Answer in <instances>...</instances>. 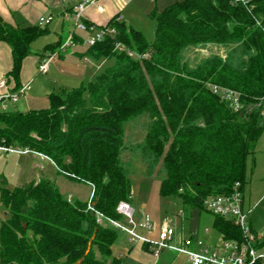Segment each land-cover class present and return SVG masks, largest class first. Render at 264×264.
Masks as SVG:
<instances>
[{"label":"trees","instance_id":"obj_1","mask_svg":"<svg viewBox=\"0 0 264 264\" xmlns=\"http://www.w3.org/2000/svg\"><path fill=\"white\" fill-rule=\"evenodd\" d=\"M150 16L151 42L112 18L114 32L84 53L112 63L74 89L52 93L46 108L9 111L0 100V144L50 158L69 180L89 184L94 208L115 220L123 219L118 203H131L135 159L145 175L157 173L163 196L179 197L184 207L205 210L207 197L231 193L237 182L243 194L248 158L264 132V0H182ZM48 25H13L0 14L14 91L22 87L31 43ZM64 41L47 43L38 54L58 52ZM206 44L226 46V56L213 54L194 66L184 59L188 47ZM213 86L237 92L240 108ZM133 126L144 127L141 142H127ZM0 192L10 214L0 221V264L123 263L113 252L121 231L99 224L86 201L69 200L55 181L40 177ZM207 211L225 239L244 240L234 220ZM143 247L150 250L147 242Z\"/></svg>","mask_w":264,"mask_h":264},{"label":"rangeland","instance_id":"obj_2","mask_svg":"<svg viewBox=\"0 0 264 264\" xmlns=\"http://www.w3.org/2000/svg\"><path fill=\"white\" fill-rule=\"evenodd\" d=\"M176 1L182 0H115L120 7V15L126 17L125 19L133 25L134 28L141 31L148 41H153L155 37V23L150 14L155 11L157 13L163 11L166 7ZM57 15H54L56 18ZM55 20V19H54ZM54 20L48 25V29L54 28ZM75 31L73 19H69L67 27L64 30H56L54 33H44L31 43L32 53H40L47 43L57 42L59 39L65 40L69 33ZM76 33L82 37V43L76 45V50L86 53L90 45L88 44L90 36L94 38V33L88 35L85 30H76ZM68 47V55L73 54L75 49ZM74 49V50H73ZM228 48L226 46L217 44H206L202 46H190L184 51V59L192 66L196 65L200 60L213 54H218L223 57L226 56ZM76 53V52H75ZM63 56V55H62ZM61 56V57H62ZM67 56V55H66ZM68 56V57H69ZM60 57V56H59ZM89 63L88 67L95 69V75L103 72L112 60L105 58L95 59L87 54ZM39 77H47L54 83L60 77L58 72H54L53 76L50 74L40 73ZM56 77V78H55ZM43 79H39L41 82ZM87 81V80H86ZM81 81L70 84L69 87H78ZM70 88L68 90H72ZM41 89L44 90V84ZM65 88H60L62 91ZM9 111H17L15 104L9 105ZM145 130L143 126H133L128 130L127 142H141L144 138ZM129 153L127 152L126 155ZM136 165H135V164ZM132 165L135 167L134 173L131 175V204L136 209L137 214L149 215L154 222V228L151 231L142 229L137 230V234L144 235L145 239L151 242H159L158 229L161 225L167 223L174 229L175 234L171 242V247L175 249L171 256L166 255L159 264H191L188 255L185 252L178 251L180 247L179 240L184 237H198L203 234L204 239L207 240L209 248H218L223 240L220 232H218L210 223L211 214L199 208L184 207L182 201L177 196H163L160 193L161 179L157 173L152 176L145 175L142 171L143 164L140 160L135 159ZM251 166V161L249 163ZM258 166L253 174H247V182L245 184V206L251 196L252 210L244 221L245 227L248 228L249 223L255 233L264 236V167L261 166L260 160L256 159ZM38 176L49 178L56 182L59 190L69 200L86 201L88 203V210L94 212L89 208V204L94 206L92 202L93 188L83 182H74L69 180L66 176L59 173L54 162L39 153L18 152V151H2L0 152V188L14 189L17 186L30 180L37 179ZM1 193V192H0ZM73 196L74 198L70 197ZM126 201V200H123ZM10 216L9 209L1 202L0 196V221L8 219ZM229 218V217H227ZM107 225V224H102ZM130 237L127 233L121 232L120 239L113 245V252L115 255L123 257L122 264H140L133 256H128V250L131 243L128 241ZM136 238L132 242H136ZM131 241V240H130ZM164 254V253H163ZM167 254V253H165ZM99 256L100 253L97 252Z\"/></svg>","mask_w":264,"mask_h":264},{"label":"crops","instance_id":"obj_3","mask_svg":"<svg viewBox=\"0 0 264 264\" xmlns=\"http://www.w3.org/2000/svg\"><path fill=\"white\" fill-rule=\"evenodd\" d=\"M84 1L86 0H0V14L6 22L20 26L37 24L39 19L42 17H52V21L55 19L54 28L52 30L48 29L46 33H52L53 35L54 33L56 34V30L59 29L62 31L67 27L68 20L72 19L70 14L73 12L74 6ZM99 7H102V10H99ZM119 9L120 7L115 2V0H96V3L87 6L84 13L85 21L94 26L95 29H93L91 32L85 31V33L88 35L93 33L95 34V32L100 28L114 29V27L110 26V21L114 17H116L119 21H124L126 24L133 26L125 19L126 17L120 15ZM55 14L57 15L56 18H54ZM49 24H51V22ZM76 35L79 39L77 38L75 40L74 45L70 46V49H75L78 43H82V37L77 33ZM76 49L72 51L73 54H70L69 56L67 53V47L64 51H60L58 54H56L50 61L49 68L45 74H50L53 76L54 72L57 71L59 74L58 77L60 78L55 80L54 83H52L51 79H48L47 77L42 78L38 75L42 73L38 69L39 64L47 54L40 55L38 53H32L31 51L23 61L19 76L18 86H25V92L15 103L10 99L3 100L2 103L6 106V109H9L10 104H15V107L19 111L46 108L48 106L49 96L52 93L61 92L58 91L60 88H65L64 90L74 88L75 86L69 87L71 86L70 84H75V82L79 81H81V83H86L95 77V69L93 67L86 66V63H89L87 55L79 52L81 50L77 51ZM12 68L13 57L11 47L8 43L0 41V80L5 79L7 81L6 88L0 87V96L15 92L14 87L17 86V83L12 80V75H10ZM39 79L43 80L39 82ZM42 84H44V90L41 89ZM256 159L260 160V163L262 164L261 166L264 167V132L257 142L254 154L248 158L247 174H253L258 167L256 165ZM250 161L251 166L249 165ZM39 178L40 176L33 180H38ZM33 180H30L29 182ZM244 188V209L246 211L252 210V203L250 202L251 196L249 197V200L247 201L248 203L245 206L246 197ZM70 197L74 198L73 196ZM138 215L140 216L142 214ZM248 229L249 232L255 233L251 227V223H249ZM255 234L259 235V244H262L260 248L264 250V236H261L259 233ZM140 236L143 238L142 240H136V242H132L133 240L130 236V239L128 240L132 244L128 250V256H133L137 261H139L140 264H159V262L162 260V255L163 258L166 255L171 256L173 251H175V249H164L159 256H156L151 248L150 250H145L143 244L145 243L146 239L144 235ZM194 238H201L207 243V240L204 239L202 233L198 237Z\"/></svg>","mask_w":264,"mask_h":264},{"label":"built area","instance_id":"obj_4","mask_svg":"<svg viewBox=\"0 0 264 264\" xmlns=\"http://www.w3.org/2000/svg\"><path fill=\"white\" fill-rule=\"evenodd\" d=\"M234 2L249 4L251 0H232ZM96 3V0H86L74 6L73 12L70 14L75 26V31L68 34L65 41L60 46L58 52L47 54L39 64V71L45 73L49 68L50 61L60 51H64L67 47L74 45L76 30L93 31L94 26H88L85 22L84 13L86 7ZM102 10V7H99ZM52 17L40 18L38 23L42 26L48 25L52 21ZM114 32V29L100 28L95 34L94 38L90 36L88 44L94 45L97 41L102 40L108 33ZM116 48L122 50L126 49L120 42L116 43ZM129 55H135V53L129 49H126ZM7 81L5 79L0 80V87L6 88ZM25 86H22L17 91L0 96V100L10 99L12 102H17L19 98L25 92ZM213 90L221 94L230 104L235 108H240V99L232 89H228L220 86H213ZM2 108L6 109V106L2 103ZM264 115V111H263ZM2 151H18V152H36L28 147H22L17 145L0 144V152ZM39 153V152H36ZM43 155L42 153H39ZM45 156V155H44ZM240 183L237 182L231 193L216 194L207 197L204 200V206L214 215L229 217L234 220V223L239 225L244 233V240H229L223 238L221 245L218 248L210 249L207 243L201 238L184 237L180 239V247L178 251L185 252L191 264H264V250L258 247L260 237L258 234L249 232V229L245 227L244 221L251 210L244 209L243 194L239 189ZM89 208L96 214V220L99 224H108L121 232L127 233L132 240H142L143 238L137 234L138 229L151 231L154 228V222L149 215H138L136 209L129 201H120L117 205V212L122 216V220H115L107 218L98 212L94 206L89 204ZM175 234L171 225L165 223L160 226L158 231L159 242H151L145 240L150 244L151 250H153L156 256H159L164 249H173L171 247V240Z\"/></svg>","mask_w":264,"mask_h":264}]
</instances>
